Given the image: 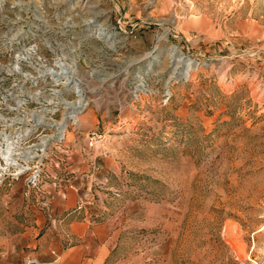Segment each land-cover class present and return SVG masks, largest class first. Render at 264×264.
<instances>
[{"label":"rangeland","instance_id":"obj_1","mask_svg":"<svg viewBox=\"0 0 264 264\" xmlns=\"http://www.w3.org/2000/svg\"><path fill=\"white\" fill-rule=\"evenodd\" d=\"M0 116L110 158L109 264H264V0H0Z\"/></svg>","mask_w":264,"mask_h":264},{"label":"crops","instance_id":"obj_2","mask_svg":"<svg viewBox=\"0 0 264 264\" xmlns=\"http://www.w3.org/2000/svg\"><path fill=\"white\" fill-rule=\"evenodd\" d=\"M70 147L42 169L38 189L22 180L0 188V264L110 263L114 164L81 140Z\"/></svg>","mask_w":264,"mask_h":264},{"label":"built area","instance_id":"obj_3","mask_svg":"<svg viewBox=\"0 0 264 264\" xmlns=\"http://www.w3.org/2000/svg\"><path fill=\"white\" fill-rule=\"evenodd\" d=\"M1 117L2 116H0V118ZM17 125L19 124L13 122L9 124V127H15ZM3 128V124H0V188L6 182V178L17 181L29 175L27 178L28 187L38 189L41 186V171L39 167L34 164L36 160L44 159L45 156L41 157L40 154H31L27 152L24 157H21L18 153L12 152L9 149H4L7 144L5 138L6 134L3 133ZM88 139L89 146L94 147L98 143L103 142L105 138L97 132H90ZM46 151L47 148H45V153ZM42 153H44V151H42ZM41 162H43V160H41Z\"/></svg>","mask_w":264,"mask_h":264},{"label":"bare ground","instance_id":"obj_4","mask_svg":"<svg viewBox=\"0 0 264 264\" xmlns=\"http://www.w3.org/2000/svg\"><path fill=\"white\" fill-rule=\"evenodd\" d=\"M37 122H42V121H37ZM43 123V122H42ZM20 125H24V124H20ZM37 126H41V125H39V124H36V126L35 127H37ZM61 126L63 127V128H61ZM67 126V124H45V127H47V128H54L55 130H56V136L54 137V139L56 138L57 140L58 139H62L63 138V134L62 133H60L61 132V130H63L65 127ZM31 133V132H30ZM29 132H25L24 133V135H22V137H21V132H20V139L21 140H24L25 138H23V137H26L27 138V134H30ZM64 133V132H63ZM65 134H66V132H65ZM60 135V136H59ZM51 140V139H50ZM45 143L47 142V140L46 141H44ZM49 143V145H47V146H44V147H42L43 146V142L41 143V145H39V146H41L40 148H38V146H37V148H36V150L35 151H44V156H45V148H48L50 145H51V143H52V141H49L48 142Z\"/></svg>","mask_w":264,"mask_h":264}]
</instances>
